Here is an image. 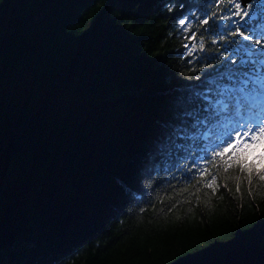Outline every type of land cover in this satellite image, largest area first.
Here are the masks:
<instances>
[{"label":"trees","instance_id":"obj_1","mask_svg":"<svg viewBox=\"0 0 264 264\" xmlns=\"http://www.w3.org/2000/svg\"><path fill=\"white\" fill-rule=\"evenodd\" d=\"M6 2L0 13L3 264H57L75 248L66 264H176L189 256L197 259L188 264H264V242L252 231L264 224V189L249 196L242 185L241 197L230 184L231 193L191 198L171 214L154 195L156 212L133 205L110 228L105 223L121 210L115 179L130 176L162 115L169 73L184 70L175 55L150 63L180 39L171 38L154 0ZM254 21L262 25L264 16L248 18ZM102 226L107 236L83 243Z\"/></svg>","mask_w":264,"mask_h":264},{"label":"snow or ice","instance_id":"obj_2","mask_svg":"<svg viewBox=\"0 0 264 264\" xmlns=\"http://www.w3.org/2000/svg\"><path fill=\"white\" fill-rule=\"evenodd\" d=\"M154 2L155 11L168 20L171 38L180 39L177 48L157 53L150 63L175 55L184 70L169 73L162 115L153 123L130 176L115 179L122 205L106 218L109 228L133 205L140 213L148 207L156 212L154 195L171 214L181 204H191V198L199 201L209 193L215 197L221 189L231 193L230 184L241 197L242 185L249 196L264 189V31L253 35L262 26L248 23L249 17L264 16V0ZM7 7L6 0H0V13ZM154 22L155 17L148 27ZM252 231H259L264 242V224ZM107 235L102 226L83 243ZM78 250L58 257L57 264L72 260ZM195 259L189 256L176 264Z\"/></svg>","mask_w":264,"mask_h":264}]
</instances>
